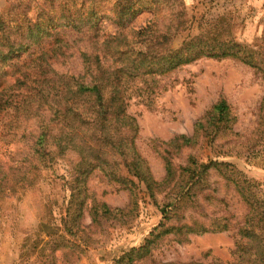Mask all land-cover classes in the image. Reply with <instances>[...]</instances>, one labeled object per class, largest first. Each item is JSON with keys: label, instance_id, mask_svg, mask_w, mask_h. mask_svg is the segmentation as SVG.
<instances>
[{"label": "rangeland", "instance_id": "1", "mask_svg": "<svg viewBox=\"0 0 264 264\" xmlns=\"http://www.w3.org/2000/svg\"><path fill=\"white\" fill-rule=\"evenodd\" d=\"M38 1L40 30L21 39L32 47L0 63V264H114L156 227L166 233L135 264H264V0H159L124 25L116 0H25ZM150 20L151 32H133ZM114 34L141 44L120 79L104 81L123 105L111 141L94 136L87 157L58 137L61 119L79 123L69 108L93 117L65 79L90 71L82 53ZM145 44L156 63L136 59L135 71ZM222 99L225 121L214 110ZM102 204L113 215H96Z\"/></svg>", "mask_w": 264, "mask_h": 264}, {"label": "trees", "instance_id": "2", "mask_svg": "<svg viewBox=\"0 0 264 264\" xmlns=\"http://www.w3.org/2000/svg\"><path fill=\"white\" fill-rule=\"evenodd\" d=\"M90 1L92 2L93 0ZM158 1L159 0H116L114 8L117 10L119 24L124 25V22H129L143 11H150L153 9L154 4H157ZM44 6L45 4H43L41 1H38L37 4L33 6L27 4L25 0H13L5 11L0 10V63L7 60H12L13 63L15 59H18L20 56H22L21 54H23L25 51H28L32 47V44L28 41L22 42V35L26 37V40H29L28 34L31 36L35 33V29L38 31L40 30L39 25L41 24V16L44 13ZM31 11H33V14H35L33 17L30 16ZM180 15L181 20L179 23L182 25L184 23L185 13ZM154 25V21L150 20L143 29L132 30L133 32H136L138 36L145 35L146 33L153 30ZM16 33H19L21 37L17 36L13 38L12 34ZM132 35L134 36V33H132ZM122 42L125 44V46H128L127 49L120 47L119 49L112 45L114 43L119 45ZM101 44H104V50L101 52L91 54L90 52L85 51L82 53V58H84L86 67L91 69L90 71L88 70L84 73H79L76 75L71 74L65 79L67 84L71 82L73 85L71 92L77 95L78 98L83 96H87L89 98V101H91L92 105H90L86 112L93 116L92 119L89 121L83 110L71 107L68 109V111H73V118H75L79 123L76 126H72L69 124H64L61 122V119L60 123H62V126L58 128L62 131L58 136L60 137V141L66 143V146L73 145L84 148V150H86V153L84 154L87 157L90 156L88 151L94 145L91 142V139L94 136H100L99 139L94 141H111L110 138L112 137L113 133L110 130L113 123L110 119V116H117L121 112V106L123 105L124 94H120L119 90L109 93L107 91L109 87H106V83L104 81L111 77L108 76V73H110V75H116L120 79V75L124 72V68L128 67L127 64L122 63L130 59V56H133V52L135 53V51L132 49L141 43L139 40L134 39V37L132 39H126L120 38L119 35L114 34L112 36H108ZM151 47L152 46L150 44H145L144 46L140 45L139 48L141 49L136 51V56L134 58L135 60L131 59V63L135 65L133 68L135 71H138V62L140 64L149 58L151 59L148 60L147 67L149 68V71H153L152 67L156 62H154L152 58L158 56H152L154 53L151 50ZM130 49L132 52H129ZM136 59H139V61L136 62ZM167 60L170 65H176L182 61L183 58L176 54ZM107 62L109 64L111 63L112 66L107 65ZM116 63L118 64L114 66ZM0 71H2V67H0ZM127 75L131 76L134 75V73L128 71ZM137 75L138 74H135L134 76ZM116 83L117 82L114 81V88H116ZM105 92H107V94ZM214 110L215 116L218 115L220 120L225 121L229 116V106L225 99H222L220 102H218L214 106ZM56 115L57 111H55V116ZM53 120L55 121L57 119L54 118ZM90 129H93L95 132L93 134H86L85 132ZM48 135L49 131H43L39 136V141H41L43 138H47ZM96 138L98 137L96 136L95 139ZM112 149L118 151L119 154L123 155L124 153L122 150H120L119 144L112 147ZM37 151L42 155L41 157L43 159L45 158L47 160L48 157H50V152L48 150H45L44 153L40 152V150ZM80 152L81 150L79 149V153ZM86 163L87 166L91 164L90 161L86 162L85 159L83 164L86 165ZM130 164L139 177L140 181L145 183L146 186L151 190V176L142 160L133 159ZM131 184L133 185L132 182ZM131 184L130 186L132 187ZM105 214L113 215L112 211L106 206V204H102L101 209L97 210L96 215L103 216ZM162 224L163 223H161L160 226ZM69 233L72 234V231L69 230ZM163 233H166V230L163 232L159 230V227H156L143 245L139 247H133L130 250L123 252V254L115 260L114 264H135L141 259L148 258L152 255L153 247L157 242V239Z\"/></svg>", "mask_w": 264, "mask_h": 264}]
</instances>
